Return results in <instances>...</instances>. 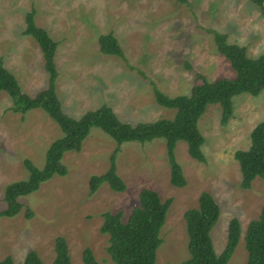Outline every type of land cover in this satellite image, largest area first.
<instances>
[{"label":"rangeland","instance_id":"rangeland-1","mask_svg":"<svg viewBox=\"0 0 264 264\" xmlns=\"http://www.w3.org/2000/svg\"><path fill=\"white\" fill-rule=\"evenodd\" d=\"M32 8L35 23L58 42L56 92L64 111L73 117L107 104L131 124L171 118L175 110L156 102L154 85L175 96L189 93L201 82L198 74L209 80L234 77L208 28L226 33L250 56L264 50V15L250 0H0V59L31 95L48 85L49 76L37 41L24 34L26 13ZM108 32L117 38L125 59L100 51L98 37ZM232 104L226 124L221 123L219 104H209L198 121L205 138V161L191 157L185 141L177 142L175 155L186 178L183 186L171 182L163 138L118 146L100 128L92 127L79 151L63 155L65 175H54L20 196L22 210L0 218V259L10 256L20 263L33 249L44 264H52L55 238L63 236L72 264H84L87 247L101 264H116L107 251L109 236L100 230L103 213L120 210L126 219L139 204L140 191L150 188L163 201L172 198L156 264H180L188 257L184 212L197 206L204 190L220 207L211 229L216 252L226 244L229 220L237 217L241 236L227 264H247L244 234L264 205V179L257 177L243 188L234 152L248 148L251 130L264 120V89L258 95H235ZM12 106V98L1 91L0 209L6 206V184L28 176L24 161L42 167L50 143L62 135L44 110L21 113ZM117 147V172L126 189L115 191L104 182L91 194L90 177L108 169ZM27 207L31 217L25 216Z\"/></svg>","mask_w":264,"mask_h":264},{"label":"trees","instance_id":"trees-1","mask_svg":"<svg viewBox=\"0 0 264 264\" xmlns=\"http://www.w3.org/2000/svg\"><path fill=\"white\" fill-rule=\"evenodd\" d=\"M186 3L188 0H177ZM264 15V0H250ZM35 9L26 13L24 34L31 35L38 43L44 57L48 73V85L28 94L21 88L16 76L0 59V92L5 91L13 100L12 110L25 113L33 108L44 110L61 128L62 135L54 139L45 153L42 167L26 159L28 170L25 179L9 182L5 186L4 201L6 206L0 209L1 217H13L23 208L20 196L29 194L40 184L54 175H65L67 166L63 155L67 151H79L84 139L92 127H98L114 139L118 146L124 142L145 143L154 138H163L167 157L171 166V182L176 186L186 184L183 169L176 159L175 147L178 141L187 143L191 157L205 161L202 145L205 138L198 121L209 104L221 107V123L226 124L233 112L232 98L241 93L258 95L264 89V50L257 56H250L247 48L228 40L226 33L208 28L212 33L216 49L233 68L234 77H220L213 80L198 74L202 81L195 83L189 93L170 96L154 85L156 102L175 110L171 118H159L154 121H140L136 124L122 121L107 104L85 111L79 117L66 113L56 92L58 70L55 52L58 42L48 31L34 21ZM99 49L104 54H114L124 58V52L112 32L102 33L98 37ZM125 59V58H124ZM132 67V66H131ZM118 147L110 157L108 169L90 177V193L107 182L111 189H126L124 180L117 172L116 155ZM234 157L239 163L241 186L249 188L252 181L264 179V120L258 122L250 132V145L246 149H237ZM172 198L162 200L157 191L143 188L139 194V204L124 219L122 211H106L100 230L108 234L107 251L116 264H156L157 250L162 243L163 227ZM25 216L31 217L32 210L27 207ZM220 207L213 195L204 190L195 207L184 212L188 235V257L180 264H227L241 236V223L232 217L228 223L227 241L217 253L214 248L211 229L218 221ZM245 248L248 252L247 264H264V205L257 218L252 219L244 234ZM84 264H101L93 251L87 247L83 251ZM0 264H44L36 250H29L22 262L16 263L12 257L0 259ZM52 264H72L68 244L63 236L55 238V258Z\"/></svg>","mask_w":264,"mask_h":264}]
</instances>
